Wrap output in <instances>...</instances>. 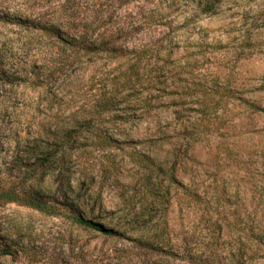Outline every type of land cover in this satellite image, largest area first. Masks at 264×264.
I'll return each mask as SVG.
<instances>
[{
  "label": "rangeland",
  "instance_id": "1",
  "mask_svg": "<svg viewBox=\"0 0 264 264\" xmlns=\"http://www.w3.org/2000/svg\"><path fill=\"white\" fill-rule=\"evenodd\" d=\"M194 4L0 0V180L36 190L28 165L36 162L40 119L91 116L113 93L112 109L87 126L89 133L106 127L119 140L102 149L90 137L45 175L59 214L0 200V247L9 249L0 264H264V0H220L206 13ZM63 6L73 29L97 18L93 37L121 29L114 40L127 51L76 53L72 73L80 75L61 99L36 90V64L53 59V39L36 25ZM146 44L153 49L139 73L122 84ZM66 177L72 194L57 186ZM159 188L168 193L161 203L144 197ZM193 191L203 202L191 200ZM66 200L112 233L76 225L61 206ZM130 220L158 247L123 233Z\"/></svg>",
  "mask_w": 264,
  "mask_h": 264
},
{
  "label": "trees",
  "instance_id": "2",
  "mask_svg": "<svg viewBox=\"0 0 264 264\" xmlns=\"http://www.w3.org/2000/svg\"><path fill=\"white\" fill-rule=\"evenodd\" d=\"M218 1L220 0H194V5L199 8L198 10L201 13H206L213 10L215 3ZM96 19L95 17L92 21L78 25L77 29H73L70 12L63 6L54 13V17L51 20H41L36 25V30L42 37L49 38V40L53 39L47 48L48 53L53 56V59L36 64V90L40 94L54 97L61 96V99L65 97L66 82H72L80 75L77 72L72 73L73 66L79 59V56L76 55L78 52H91L95 50H105L108 52L111 48L112 58L124 56L127 49H123L114 40L117 32L121 29L110 31L109 33L107 31L97 33L93 37L95 32L94 24L95 26L98 24ZM73 30L78 31L76 34H71ZM142 49L146 50L137 51V54L134 55L135 60L133 65L123 73L122 84L130 81L131 74L137 75L139 73L143 55L149 52L148 49L152 50L153 48L146 44ZM116 98L117 95L113 93L109 98L94 104L89 110L91 116H89V113L80 110L78 118L69 115L64 120H60L57 116L50 117L46 121L40 119L36 135V162L34 161L28 165V171L36 170V190H24L22 187L15 186L14 184L7 185L3 180H0V200L4 203L23 202L38 211L59 214L57 206L62 203L58 201L57 197L54 198L52 196V191L45 185V175L47 173L53 175L56 172L54 168L55 164H60V168H62L64 162L67 159L70 160L72 156L71 153L66 157V152L74 145L82 142L86 143L90 137L92 138L91 140H94L92 144L102 149L114 147L119 143L115 133L110 129L99 127L91 135L92 133H89L91 127L87 126L93 119L99 118L102 115L103 112H100L101 110L107 111L112 109L114 99L116 100ZM48 106L49 108L53 107L52 98H50ZM189 138L192 139V137ZM133 157L143 164L145 168H150L151 171L160 170L159 165H156L155 161L148 155L135 154ZM61 171L64 170L61 169ZM61 173L59 171L58 174L61 175ZM169 178L175 180L173 174H170ZM147 180L149 182L150 179L147 178ZM57 186L65 194H72L74 192L75 186L70 177H66L65 180L60 181ZM167 194V191H161L159 188L157 192L153 191L148 195L145 193L144 197L151 196L152 203H161L167 197ZM189 195L191 200L197 203L203 202V197L200 193L193 191L189 192ZM61 206H64V210L69 213V218L76 225L106 234L112 233L111 229L105 228L103 225L78 214L74 203H69L66 200ZM134 228H136L135 231ZM122 231L123 233L130 231L137 232L135 240L146 249L158 247L157 238L147 236L144 228H141L140 224L134 221H127L123 225ZM8 254L9 249L0 247V257Z\"/></svg>",
  "mask_w": 264,
  "mask_h": 264
}]
</instances>
